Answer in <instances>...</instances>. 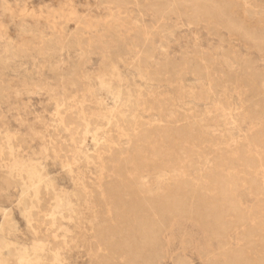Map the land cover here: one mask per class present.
<instances>
[{
	"label": "rangeland",
	"instance_id": "rangeland-1",
	"mask_svg": "<svg viewBox=\"0 0 264 264\" xmlns=\"http://www.w3.org/2000/svg\"><path fill=\"white\" fill-rule=\"evenodd\" d=\"M262 40L264 0H0V264H264Z\"/></svg>",
	"mask_w": 264,
	"mask_h": 264
},
{
	"label": "bare ground",
	"instance_id": "bare-ground-1",
	"mask_svg": "<svg viewBox=\"0 0 264 264\" xmlns=\"http://www.w3.org/2000/svg\"><path fill=\"white\" fill-rule=\"evenodd\" d=\"M8 2V1H7ZM72 3V2H71ZM7 4V3H6ZM9 5V4H8ZM7 5V6H8ZM26 5V4H25ZM60 7H61V5H60ZM64 8H66L65 6H64ZM63 8V9H64ZM3 9H5V7L3 8ZM6 9H8V8H6ZM61 9V8H60ZM6 11V10H5ZM25 11H26V9H25ZM25 11H24V13H25ZM51 11V10H50ZM75 11V10H74ZM73 11V12H74ZM222 11V10H221ZM60 12H62V11H60ZM51 13V12H50ZM53 13V12H52ZM9 14V13H8ZM30 14L31 13H29L28 15L30 16ZM57 15H58V12L56 13ZM60 15H61V13H60ZM10 16V15H9ZM46 16V15H45ZM72 17V16H71ZM73 18V17H72ZM37 19V18H36ZM71 19V18H70ZM67 21H68V19H67ZM71 23V22H70ZM231 24L233 25V26H236L235 25V23H233V22H231ZM100 26V25H99ZM238 28V27H237ZM236 28V29H237ZM240 28V27H239ZM55 29V28H54ZM53 29V30H54ZM84 29V28H83ZM239 30V29H238ZM258 30V29H257ZM81 33V32H80ZM238 33V32H237ZM239 34V33H238ZM247 34H249V33H247ZM243 35V34H242ZM245 36V35H244ZM248 37V36H247ZM254 38V37H253ZM96 40V39H95ZM244 40V39H243ZM260 40V39H259ZM254 41V40H253ZM263 41V40H262ZM264 42V41H263ZM254 44V43H253ZM264 45V44H263ZM257 50V49H256ZM248 72V71H247ZM253 76V75H252ZM252 84H254L253 82H252ZM255 106V105H254ZM224 114V113H223ZM74 125H75V123H74ZM83 128V127H82ZM132 129H134L133 127H132ZM136 129V128H135ZM71 130V129H70ZM137 130V129H136ZM73 131V130H72ZM131 133V132H130ZM133 135V134H132ZM254 140H256V139H254ZM256 142H258L262 147H264V136H261V135H259L258 136V138H257V140H256ZM211 147V146H210ZM206 148V147H205ZM229 148V147H228ZM187 149V148H186ZM189 149V148H188ZM207 149V148H206ZM208 151V150H207ZM145 152V151H144ZM246 153H247V151L246 150H242V152L238 155V156H235V155H233V154H231L230 152H226V154H223L222 156H220V164H221V166H224V167H226V166H231V163L233 162V161H239V162H241L243 159H244V156L246 155ZM182 156V155H181ZM174 158V157H173ZM74 164V163H73ZM242 166H244V171L246 172V173H248V172H254V170H255V168H256V165H253V164H251V163H246V162H244L243 164H242ZM254 169V170H253ZM253 170V171H252ZM215 171V170H214ZM237 177L235 176V177H226L225 179H223L222 181H221V183H220V185H219V190H220V193H222V196H221V201H222V206H221V210H220V212H219V214L218 215H216L217 217H216V220L214 221V226L211 228V229H213L214 231H217V232H224V230H226L225 229V226H224V220H225V217L227 216V214L229 215L230 213H236L237 214V210L236 209H234V207H233V204H234V200H235V192H233V186H234V184L237 182ZM251 181V180H250ZM251 182H253V181H251ZM206 184V183H205ZM196 185V184H195ZM197 190V189H196ZM178 194V193H177ZM180 196V195H179ZM151 199V197H149V200ZM145 201V200H144ZM147 202L145 203L146 205H147V208H153V207H155L156 206V204H154V202H153V199H152V201H148V200H146ZM177 201H178V199H176V196H170V198L169 199H165L164 200V202H161L160 203V207L158 208V211L160 210V211H162V214L164 215V214H167V215H169V214H175V213H177L178 212V205H177ZM153 202V203H152ZM187 203V202H186ZM217 204V203H216ZM191 205V204H190ZM192 206V205H191ZM145 211V210H144ZM214 213H215V211H214ZM155 215V214H154ZM136 216V215H135ZM156 216V215H155ZM175 216V215H174ZM177 216V215H176ZM185 216V215H184ZM181 217V216H180ZM192 217V216H191ZM201 218V217H200ZM215 218V217H214ZM163 218H161V220H160V222H155V223H153L151 220V224H146V222L144 223V225H143V228L146 230V235H145V237L140 241V245L141 246H145V245H150V246H152V248L154 249V248H156V247H158L159 246V243H160V238H161V235H162V233H163V231L165 230V226L167 225L166 223H164L163 222V220H162ZM167 219V218H166ZM193 219V218H192ZM200 220V219H199ZM148 221V220H147ZM150 221H149V223H150ZM225 223H226V221H225ZM226 225V224H225ZM241 225H243V224H241ZM142 226V225H141ZM235 227V226H234ZM132 230V229H131ZM138 231V230H137ZM209 231L207 230V234H209L208 233ZM226 232V231H225ZM126 233V232H125ZM144 233V232H143ZM212 233H213V231H212ZM211 233V234H212ZM227 233V232H226ZM214 234H215V232H214ZM223 234L224 233H222V236H223ZM213 235V234H212ZM219 235V234H218ZM247 235H248V233H247ZM211 236V235H210ZM221 236L219 235V237L218 238H220ZM251 237V236H250ZM245 241V240H244ZM5 244H7V242L5 241V240H3V241H0V247H3V245H5ZM11 244V243H10ZM128 241L126 242V246H128ZM5 247V246H4ZM4 247H3V249H4ZM220 247H222V246H220ZM224 247V246H223ZM128 248V247H127ZM151 248V249H152ZM10 249V248H9ZM142 249V248H141ZM12 250V249H11ZM126 250V249H125ZM228 250V249H227ZM13 251V250H12ZM245 251V250H244ZM7 252V251H6ZM10 252V251H9ZM21 253H22V256H21V259H20V262H21V264H29L30 263V260H28L26 257H25V255H24V251H20ZM151 252V251H150ZM250 252V251H249ZM144 253V252H143ZM245 253V252H244ZM10 254V253H9ZM140 254H141V252H140ZM14 255H16V254H14ZM243 255H245V254H243ZM10 256V255H9ZM132 256V255H131ZM133 256H134V254H133ZM159 256V255H158ZM252 256V255H251ZM251 256H249V257H251ZM135 257V256H134ZM136 257H138V256H136ZM237 257H239V256H237ZM240 259V258H239ZM147 260V259H146ZM8 261V260H7ZM38 261V260H37ZM255 261V260H254ZM149 262V261H148ZM255 262H257V261H255ZM138 263V262H137ZM148 264V263H147ZM150 264V263H149Z\"/></svg>",
	"mask_w": 264,
	"mask_h": 264
}]
</instances>
